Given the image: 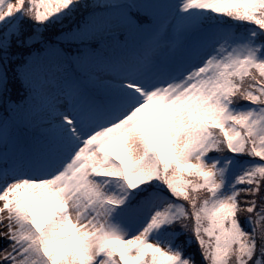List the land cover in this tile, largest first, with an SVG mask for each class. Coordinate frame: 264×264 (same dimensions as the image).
I'll return each mask as SVG.
<instances>
[{
    "label": "snow or ice",
    "instance_id": "snow-or-ice-1",
    "mask_svg": "<svg viewBox=\"0 0 264 264\" xmlns=\"http://www.w3.org/2000/svg\"><path fill=\"white\" fill-rule=\"evenodd\" d=\"M0 264H264V0H0Z\"/></svg>",
    "mask_w": 264,
    "mask_h": 264
}]
</instances>
